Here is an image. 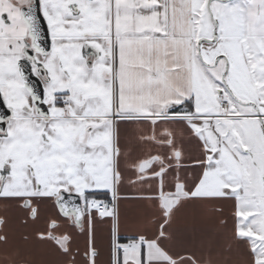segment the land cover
<instances>
[{
  "label": "snow or ice",
  "instance_id": "1",
  "mask_svg": "<svg viewBox=\"0 0 264 264\" xmlns=\"http://www.w3.org/2000/svg\"><path fill=\"white\" fill-rule=\"evenodd\" d=\"M0 100V201L24 222L53 204L35 239L63 264H97V215L112 220L111 264H220L199 215L227 230V250L243 246L244 264H264V0H0ZM121 122L147 148L127 183L152 209L126 244ZM101 189L111 207L94 198ZM6 264L27 261L9 251Z\"/></svg>",
  "mask_w": 264,
  "mask_h": 264
},
{
  "label": "crops",
  "instance_id": "2",
  "mask_svg": "<svg viewBox=\"0 0 264 264\" xmlns=\"http://www.w3.org/2000/svg\"><path fill=\"white\" fill-rule=\"evenodd\" d=\"M92 51L90 48H85L83 54H89ZM121 123L122 126L117 130L118 146L126 155L121 156L119 168L125 174L126 179L118 193L119 223L116 238L119 243L126 244L136 237V233L141 230L145 218L151 215L152 209L146 201L142 202L134 198L137 195V190L127 183V177L132 174V162L137 157L144 155L147 148L137 143L138 137L135 136L137 128L126 127L123 126V122ZM105 193L106 190H96V194L113 199L111 193ZM224 208L225 216L229 219L228 229H231L232 206L226 204ZM56 212L53 204L44 203L39 206V215L36 220L27 219V222H24V213L20 212L14 205L6 206L0 201V217L7 221V224L0 231H6L9 236V245L7 249L0 248V256L6 257V253L10 251L19 253L20 257L27 261V264H63L62 259L48 245L41 244L35 239V234L47 227L50 218L54 217ZM180 226L185 229L192 227L191 224L185 223L183 214L181 215ZM196 227L204 232L205 251H211L220 261V264H244L246 257L243 246L233 245L231 251L227 250L223 240L227 230L218 231L212 218L207 215H199L196 219ZM112 228L111 218L101 219L97 215L94 226L95 245L99 251L97 264H111ZM85 229L87 230V225H85ZM25 236L29 239L25 240ZM87 240V231L77 238L81 260H83L84 250L87 247Z\"/></svg>",
  "mask_w": 264,
  "mask_h": 264
},
{
  "label": "water",
  "instance_id": "3",
  "mask_svg": "<svg viewBox=\"0 0 264 264\" xmlns=\"http://www.w3.org/2000/svg\"><path fill=\"white\" fill-rule=\"evenodd\" d=\"M41 20V34H42V39L40 40V44L42 47H44L46 50H50L51 42H50V36L47 31V25L46 22L43 21L42 15L40 16ZM24 72L25 75L28 76L29 78V83L33 85L38 92H42V84L36 78L34 75H32L31 68L28 67L27 65H24ZM0 104H2V100H0ZM7 108L6 106L0 107V117L5 115L7 113Z\"/></svg>",
  "mask_w": 264,
  "mask_h": 264
},
{
  "label": "trees",
  "instance_id": "4",
  "mask_svg": "<svg viewBox=\"0 0 264 264\" xmlns=\"http://www.w3.org/2000/svg\"><path fill=\"white\" fill-rule=\"evenodd\" d=\"M94 198H95V199H98V200H102V201H107V200H109L105 195H98V194H96V195L94 196Z\"/></svg>",
  "mask_w": 264,
  "mask_h": 264
},
{
  "label": "built area",
  "instance_id": "5",
  "mask_svg": "<svg viewBox=\"0 0 264 264\" xmlns=\"http://www.w3.org/2000/svg\"><path fill=\"white\" fill-rule=\"evenodd\" d=\"M97 200H98V199H97ZM112 200H113V199H109V200H107V201H102V200H98V201H100L102 204H108L109 207H111Z\"/></svg>",
  "mask_w": 264,
  "mask_h": 264
},
{
  "label": "flooded vegetation",
  "instance_id": "6",
  "mask_svg": "<svg viewBox=\"0 0 264 264\" xmlns=\"http://www.w3.org/2000/svg\"><path fill=\"white\" fill-rule=\"evenodd\" d=\"M0 262L1 264H6V257L0 256Z\"/></svg>",
  "mask_w": 264,
  "mask_h": 264
},
{
  "label": "rangeland",
  "instance_id": "7",
  "mask_svg": "<svg viewBox=\"0 0 264 264\" xmlns=\"http://www.w3.org/2000/svg\"><path fill=\"white\" fill-rule=\"evenodd\" d=\"M50 49H51V46H50ZM50 51V50H49ZM82 54H83V50H82ZM21 63H23L24 65H27L28 67L31 68V65L30 63L26 62V61H22Z\"/></svg>",
  "mask_w": 264,
  "mask_h": 264
}]
</instances>
